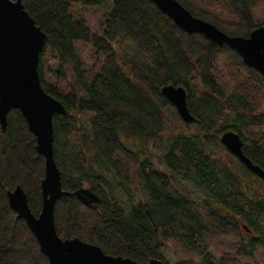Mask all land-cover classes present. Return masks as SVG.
<instances>
[{"label": "trees", "instance_id": "1", "mask_svg": "<svg viewBox=\"0 0 264 264\" xmlns=\"http://www.w3.org/2000/svg\"><path fill=\"white\" fill-rule=\"evenodd\" d=\"M21 1L48 37L39 63L43 88L67 110L54 116L63 190L84 189L96 200L95 207L76 196L58 201L59 237L78 238L140 264H168L163 252L172 241L198 251L200 264H241V258L264 254V197L253 187L261 179L212 151L221 135L235 132L245 154L264 169L263 75L228 45L186 33L149 0ZM177 1L230 37L247 39L264 26L255 17L264 0ZM105 4L107 14L95 30L79 7ZM79 43L92 48L91 69ZM223 65L231 78H241L232 94L221 81ZM167 85L187 91L196 121L165 139L166 110L173 109L162 95ZM36 146L23 114L12 110L6 130L0 124V264H50L8 200V190L21 186L32 212L40 215L45 159ZM155 150L163 151L167 172L153 160ZM134 171L149 201L132 195ZM189 184L203 192L201 200L191 197ZM226 236L237 238L235 255L216 259L207 239Z\"/></svg>", "mask_w": 264, "mask_h": 264}, {"label": "water", "instance_id": "2", "mask_svg": "<svg viewBox=\"0 0 264 264\" xmlns=\"http://www.w3.org/2000/svg\"><path fill=\"white\" fill-rule=\"evenodd\" d=\"M149 1L186 33H199L219 46L228 45L239 53L246 65L264 77V26L247 39L230 37L211 23L194 17L177 0ZM47 40V34L26 11L21 0H0V124L2 130H6L9 113L19 110L37 139L38 154L45 159L40 215L32 212L21 186L8 190L10 208L26 222L50 264H140L130 258L108 255L101 247L78 238L63 240L57 233L55 209L58 201L76 196L88 206L95 196L84 189L71 193L62 187V172L54 154V116L66 115L67 110L59 100L46 93L41 82L39 63ZM162 95L185 124L196 121L183 87L164 86ZM220 141L247 170L264 182V169L245 154L244 143L237 133L226 132ZM147 264L164 263L154 259Z\"/></svg>", "mask_w": 264, "mask_h": 264}, {"label": "rangeland", "instance_id": "3", "mask_svg": "<svg viewBox=\"0 0 264 264\" xmlns=\"http://www.w3.org/2000/svg\"><path fill=\"white\" fill-rule=\"evenodd\" d=\"M109 5H103V6H95L94 8H83L79 7V12L82 14L91 27L95 30H97L100 27V24L102 22V19L106 16L107 11L106 8ZM255 17L256 19L264 23V4L259 6L258 9L255 11ZM80 53L85 60L87 66L89 69L94 67L96 64V60L94 59L93 56V51L91 46L89 45H83L82 43L78 44ZM49 64H52V61H49ZM222 78L221 81L226 85L228 88L229 94H232L239 81H241L240 76L238 75H232V78L230 77V72L225 68V66H222ZM262 108V106L260 107ZM166 116H167V133L165 135V139L169 137V135L174 132V131H179L181 132L184 128V122L180 118V116L177 113V110L173 107V109H168L166 110ZM183 128V129H182ZM196 128V125H195ZM222 138V135L220 136ZM214 145L213 146V153L216 156V158L220 159L224 163H230L231 165L237 166L238 164L236 162H233V160L237 161L240 163V161L232 155L226 148L225 146L222 145ZM163 151H153L152 157L153 160L155 161L156 165L163 171H166V168L163 166L161 163V157H162ZM233 159V160H232ZM136 171V170H135ZM134 171V172H135ZM132 172V177L134 176V184L132 186V195H135L137 198L141 197V199H145L147 201L148 197H146L143 193L142 190L139 187L140 180L138 178L137 173ZM262 183L254 182L253 187L258 191V193L264 197V182L261 180ZM186 188L190 192L189 194L191 195L192 198H197L201 200V198L204 196L203 192H201L199 189L194 187L193 185H187ZM120 195V194H119ZM123 201H125V206H128L130 203L128 202L127 198L122 196ZM150 205V204H149ZM262 224L264 226V217L262 219ZM207 242L209 243V249L211 254L216 258V259H222V258H229L232 255H235L233 253L234 249V244L237 243V238L235 236H226V237H213L212 239H207ZM163 258L166 263L168 264H178L182 261L185 260H194L198 264L202 263V259L200 258L199 252L198 251H191L186 247H183L179 242L172 241L169 242L167 245V248L163 252ZM241 264H264V254L262 251H259L257 253V257L255 259H243L241 258Z\"/></svg>", "mask_w": 264, "mask_h": 264}, {"label": "flooded vegetation", "instance_id": "4", "mask_svg": "<svg viewBox=\"0 0 264 264\" xmlns=\"http://www.w3.org/2000/svg\"><path fill=\"white\" fill-rule=\"evenodd\" d=\"M90 204L93 205V206L95 207V205H96L95 200H91V203H90ZM145 204H146V205H149L150 202H145Z\"/></svg>", "mask_w": 264, "mask_h": 264}]
</instances>
